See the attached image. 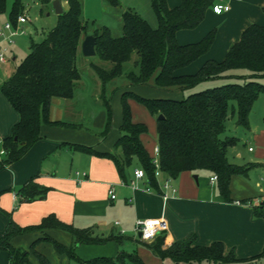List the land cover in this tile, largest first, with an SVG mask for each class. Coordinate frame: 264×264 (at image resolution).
I'll return each instance as SVG.
<instances>
[{"label": "trees", "instance_id": "obj_1", "mask_svg": "<svg viewBox=\"0 0 264 264\" xmlns=\"http://www.w3.org/2000/svg\"><path fill=\"white\" fill-rule=\"evenodd\" d=\"M9 0H0V14L7 11ZM66 11L58 15L57 24L41 41H32L31 51L17 66L14 73L0 85L1 92L19 112L20 120L14 126L13 134L4 139L7 155L1 165L21 158L31 146L42 138L43 124L76 126L63 121H52L51 104L54 97L73 98L82 72L78 66V56L84 37L90 33L96 36L97 56L108 66L93 64L102 79L103 85L124 74L132 85L148 84L166 91H181L183 98H149L133 92L122 95L121 135L114 149L109 152L94 150L91 146L71 144L74 148L106 157L114 161L120 177L128 181V170L136 160L146 172L149 185L160 191L155 175L154 154L151 155L142 135L148 132V125L133 119L129 98L133 97L145 105L157 119L159 163L164 175L177 178L183 171L199 172L206 170L218 176L217 185L221 195L230 199V180L233 174H248L249 167L236 164L229 158V148L236 146L240 138L226 135L230 115L236 116V126L249 129L254 104L264 93V83L255 80L264 77V25L251 24L238 42L233 43L222 61L208 60L196 73L175 75L178 68L184 67L208 52L216 31L208 33L201 41L180 44L176 34L180 29L196 28L205 18L209 8L221 0H182L181 4L170 7L167 0H150L156 16L152 25L133 7L122 13V30L114 35L105 24L90 23L82 15L80 0H65ZM117 7L121 0H105ZM49 4L51 0H41ZM264 11V7H263ZM25 12L24 0H13L10 20L17 25L20 15ZM90 29L92 30L90 32ZM139 55L138 71L126 72L125 64L132 60L134 53ZM247 69L250 75L235 71ZM250 78L247 80V78ZM231 79V80H230ZM217 80L227 82L208 86L192 92L198 86ZM189 91L187 96L185 92ZM104 106L108 119L100 131L106 137L113 128L114 111L111 98L104 96ZM163 118H159L160 115ZM50 188L40 185L34 179L24 185L19 195L21 200L44 198ZM256 207V214L264 217V205ZM56 228L71 234L74 243L68 247L53 237L51 242L60 253H66L79 264H145L137 251L120 250L113 257L100 256L83 260L76 254L81 244H106L116 241L122 245L127 239L122 234L98 235L93 228H78L59 219L51 213L36 225L20 226L13 219L8 228L0 233V250H7L11 264H32L30 251L15 247L12 238L16 235ZM196 235L186 240L165 246L164 236L147 243L136 238L137 244L148 246L162 259H170L173 264H264V250L248 259H237L226 254L221 242L209 246L196 245ZM31 251L41 264H52L50 259L35 249Z\"/></svg>", "mask_w": 264, "mask_h": 264}, {"label": "crops", "instance_id": "obj_2", "mask_svg": "<svg viewBox=\"0 0 264 264\" xmlns=\"http://www.w3.org/2000/svg\"><path fill=\"white\" fill-rule=\"evenodd\" d=\"M221 1L229 4L230 10L216 13L209 8L204 20L196 28L177 31L176 38L180 44L199 42L213 30L216 35L208 52L189 65L178 68L175 75L194 74L208 60H224L230 46L240 40L251 24L264 25V0ZM167 2L170 7H175L182 0ZM63 4L67 8L65 0ZM24 5L27 12L31 6L30 1L24 0ZM47 5H51V2ZM125 9H120V16ZM22 26L25 29L24 24ZM39 33L44 32L37 29L36 34ZM1 44L9 46L6 41ZM16 58L14 55L13 59ZM98 78L89 80L82 75L73 98L52 99L51 120L76 126L43 124L42 138L21 158L9 164L0 163V233L8 228L11 219L20 226H31L54 213L62 221L78 228H93L98 235L114 233L127 237L122 245L110 241L106 244L77 246L76 254L83 260L100 256L113 257L123 249L128 252L136 250L146 264H164L165 260L173 264L170 259L156 256L148 246L137 244L134 233L138 219L164 217L169 224L168 230L147 243L164 236L165 246H170L196 235V245L209 246L221 242L225 253L233 254L237 259L261 254L264 250V217L256 214L255 206L264 205V122L262 125H252L251 114L250 128H242L245 133L243 135V131H239L241 127L236 126L238 131L234 135L240 138V142L229 148L228 155L232 162L249 167V171L246 175H232L229 200L220 194L217 181H211L213 174L206 170L183 171L177 178H172V187L166 191L169 197L164 198L162 189L158 191L152 188L147 178L137 180V187L132 185L136 169L141 168L139 164L128 170V181H124L114 161L78 150L71 144L91 146L100 152L112 151L121 135L122 95L126 91L149 98L181 99L184 93L166 91L148 84L132 85L130 81L117 84L116 78L104 87L102 79ZM104 96L111 98L114 115L113 128L103 138L100 131L108 119ZM129 103L133 113L135 106L142 104L133 97L129 98ZM133 119L136 122L144 121L136 117L135 113ZM19 120V112L0 90V137H10ZM143 135L142 140L148 149ZM241 143L248 147L247 154L238 150ZM6 155L0 158V162ZM167 178L162 174L158 178L159 184ZM32 179L49 187V192L44 198L21 200L20 189ZM111 187H114L116 194L114 199L110 197ZM147 187L151 189L147 190ZM48 236L68 247L74 243L71 234L56 228L16 235L11 242L15 247L30 251L32 264H41L31 251L34 243L35 249L47 256L52 264H71L74 260L66 253L58 252L45 239ZM0 264H11L7 250H0Z\"/></svg>", "mask_w": 264, "mask_h": 264}, {"label": "rangeland", "instance_id": "obj_3", "mask_svg": "<svg viewBox=\"0 0 264 264\" xmlns=\"http://www.w3.org/2000/svg\"><path fill=\"white\" fill-rule=\"evenodd\" d=\"M29 1L31 6L28 7L27 12L25 11L23 13L28 17V22L24 23L25 29L21 28L20 30L21 32L15 37V42L9 44L8 46L9 51L6 53L7 61L6 62L0 61V82L7 80L14 73L17 66L22 62V60H24L25 57L29 54V52L31 51L30 46L32 41L33 40L41 41L45 37V35L58 22V16L55 13V11L52 9L51 5H47V4L45 5L41 2V0H29ZM80 1L82 5V15L84 19L90 23L91 28H93L92 22L95 21L97 24L108 25L112 29L114 35H120L122 30V18L120 16L121 13L120 9L122 8L127 9L129 7L135 8L145 18H147L152 25H156L157 20L155 13L152 10L150 0H121V4L117 7L109 5L105 0H80ZM11 7H12V0H9L7 11L0 14V30H2L8 22H11L9 17ZM66 7H68L67 2H66ZM37 29L43 30L44 33L36 34ZM91 31L92 30L90 29V32ZM14 55L17 56L15 60L13 59ZM137 59H139V55L135 52L132 60L125 64L126 72H129L130 70L132 71L139 70V67L135 64ZM91 64H99L103 66L108 65L107 62H103L97 55L89 56V57L85 56L81 49L78 56V66L82 72L83 78L84 79L87 78L89 80L94 78L99 79L96 72L91 67ZM235 72L244 75L251 74V72L247 69L236 70ZM249 79L250 78L248 77L247 80ZM255 80L264 83V77H256ZM127 81H130V79L126 74L116 78L115 80L117 84H126ZM225 82H227V80H217L216 82L213 83L208 82L206 84H202L201 86H198L192 92L204 89L205 87L208 86L212 87L216 85H221ZM188 94H190L189 91H186L185 95L187 96ZM135 107H136V109H134L135 116L141 120H144L143 122H145L148 125V132L145 133L143 136L145 137L146 144L148 146V151L150 152L151 155H153L155 152V148L158 145L157 131H156V117L142 104H138V106ZM235 120H236V116L234 115V117H232L230 115L227 123L228 129L226 131V135H234V133L236 134V132L238 131V129H236ZM251 120H252V125L253 124L262 125V121L264 122L263 92L260 93L254 104ZM240 129H241L239 130L240 132L243 131L242 128ZM243 133L244 131L241 132L242 135ZM237 148L244 154L248 153L247 150L248 147H244L242 143L238 145ZM138 164L139 163L135 160L131 168L136 167ZM134 233L136 235V232ZM71 264H79V263L78 261L74 260L71 262ZM164 264H171V262L169 260H165ZM204 264H211V263H204Z\"/></svg>", "mask_w": 264, "mask_h": 264}, {"label": "built area", "instance_id": "obj_4", "mask_svg": "<svg viewBox=\"0 0 264 264\" xmlns=\"http://www.w3.org/2000/svg\"><path fill=\"white\" fill-rule=\"evenodd\" d=\"M212 9L216 12V13H223L225 11L230 10V5L227 3H224L222 1H219L217 3H215L212 6ZM28 22V17L25 14H22L18 17L17 20V25H14L12 22H8L4 28L2 30H0V61L1 62H6L7 61V57H6V53L9 51V48L6 45H2L1 42L2 41H6L9 44H12L15 42V37L21 32V28H23V26H21L22 24ZM252 150V148H250ZM7 148L5 146L4 143V139L2 137H0V158L4 157L7 154ZM158 153H159V146L157 145L155 148V152H154V157H153V162L155 164V175L157 178L161 177L163 172L161 170L160 167V163H159V157H158ZM136 178L134 181H132V185L134 187H137V180H140L142 178H146V172L143 168H138L136 169ZM218 176L216 174H213L211 176V181L215 182L217 181ZM171 180L172 178L168 176V178L161 183L160 187L162 189V196L164 198H168L169 195L166 192L169 188L172 187L171 185ZM151 187H147V190H150ZM110 197L112 199H114L116 197L115 191H114V187H111L110 189ZM238 203H240L238 201ZM169 228V224L168 221L166 220V218L164 217H148V218H144V219H138L136 222V227H135V232H136V236L137 238L141 239L142 241H152L154 240L159 234L167 231ZM141 233V236H139V234Z\"/></svg>", "mask_w": 264, "mask_h": 264}, {"label": "water", "instance_id": "obj_5", "mask_svg": "<svg viewBox=\"0 0 264 264\" xmlns=\"http://www.w3.org/2000/svg\"><path fill=\"white\" fill-rule=\"evenodd\" d=\"M51 6L57 15L63 14L66 11L64 7L63 0H51ZM82 52L85 56H95L96 51V36L93 34H88L84 37L81 44ZM161 114L159 118H163ZM195 178L198 179V175L195 174ZM141 236V233L139 234Z\"/></svg>", "mask_w": 264, "mask_h": 264}]
</instances>
